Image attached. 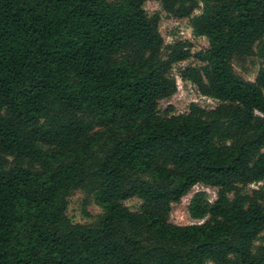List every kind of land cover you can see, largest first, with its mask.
<instances>
[{
  "label": "trees",
  "instance_id": "16d2710c",
  "mask_svg": "<svg viewBox=\"0 0 264 264\" xmlns=\"http://www.w3.org/2000/svg\"><path fill=\"white\" fill-rule=\"evenodd\" d=\"M146 1L0 0V264H264V184L239 189L264 180V67L251 81L232 66L264 38V0H199L198 15L157 0L207 37L180 78L219 101L165 116L191 43L165 45ZM196 184L216 198L195 193L202 221L173 223ZM77 188L95 193L97 223L66 215Z\"/></svg>",
  "mask_w": 264,
  "mask_h": 264
},
{
  "label": "rangeland",
  "instance_id": "374dc122",
  "mask_svg": "<svg viewBox=\"0 0 264 264\" xmlns=\"http://www.w3.org/2000/svg\"><path fill=\"white\" fill-rule=\"evenodd\" d=\"M195 1L197 5L192 15L202 13L205 7L203 2L199 0ZM143 7L147 16H159V31L164 39L165 45L173 44L178 41H189L191 43V56L185 61L176 62L172 65L171 76L176 80L177 89L171 96L159 101L158 108L160 114L165 116L187 112L191 103H195L204 108L216 106L219 103L217 99L201 94L194 83L180 78V71L183 68L187 66L201 68L203 66V63L193 55L197 52L204 51L208 47L207 37L193 34L190 25V17L180 18L164 11L160 2L157 0L146 1ZM263 41L264 38H261L254 44V52L252 55L245 56L236 54L233 56L232 66L237 75L251 81L256 78L259 70L264 67V58L259 49ZM168 52L169 50L167 48H163L162 57L165 58ZM169 106L172 108L170 109ZM94 149L98 150V146H95ZM263 184L264 180L246 186L239 185V189L242 193H249L252 189L261 188ZM197 192H204L207 200L211 202L216 198L217 188L205 186L203 184L194 185L179 202L171 205L170 220L173 223L190 224L202 221L191 218L188 213L189 202ZM230 196H232V194ZM124 204L131 210L138 211L140 209L141 200L138 198H131L125 200ZM103 212V207L96 201L95 193H88L84 188L73 189L67 197L66 215L73 223L95 224L98 222ZM255 245H264V232L256 239Z\"/></svg>",
  "mask_w": 264,
  "mask_h": 264
}]
</instances>
